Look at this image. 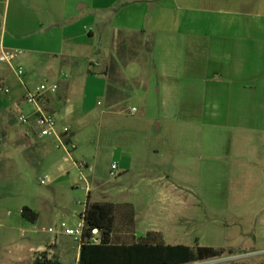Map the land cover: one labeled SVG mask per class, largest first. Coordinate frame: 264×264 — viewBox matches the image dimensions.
<instances>
[{
  "label": "crops",
  "instance_id": "crops-1",
  "mask_svg": "<svg viewBox=\"0 0 264 264\" xmlns=\"http://www.w3.org/2000/svg\"><path fill=\"white\" fill-rule=\"evenodd\" d=\"M118 32H142L152 41L151 59L140 65L148 67L157 82L160 121L219 131L207 136L199 150L209 166L216 165V144L228 149L243 144L247 131L257 135L252 140L256 145L260 143L264 0H0V52H22L12 66L0 63V136L46 157L48 184L63 178L75 182L78 171L91 197L81 173L84 165L72 155L78 153L79 135L89 118L103 120L109 113L101 101L113 109L133 91L125 102L118 101L122 89L110 85L106 75L109 66L119 64ZM132 64L121 69L127 81L125 71ZM14 68L23 70L22 82ZM41 84L57 86L41 103L58 130L69 128L74 145L69 153L54 138H40L35 128L18 121L21 114L32 115L24 99ZM231 131L240 136L230 137Z\"/></svg>",
  "mask_w": 264,
  "mask_h": 264
},
{
  "label": "rangeland",
  "instance_id": "rangeland-1",
  "mask_svg": "<svg viewBox=\"0 0 264 264\" xmlns=\"http://www.w3.org/2000/svg\"><path fill=\"white\" fill-rule=\"evenodd\" d=\"M149 70L130 65L129 99L113 109L101 101L109 113L103 120L91 116L81 130L72 156L84 165L91 201L118 206V242L158 232L168 245L197 243L234 254L192 264H264V133L258 145L248 131L245 144L230 150L216 144V165L209 166L199 150L219 131L160 121L157 82ZM13 140L0 136V264H34L45 251L61 264H76L79 243L63 234L62 225L75 230L81 221L87 191L79 172L75 182L40 185L50 176L49 161ZM111 165L117 166L113 176ZM24 209L37 215L35 223L22 218ZM128 215L131 227L122 221Z\"/></svg>",
  "mask_w": 264,
  "mask_h": 264
},
{
  "label": "trees",
  "instance_id": "trees-1",
  "mask_svg": "<svg viewBox=\"0 0 264 264\" xmlns=\"http://www.w3.org/2000/svg\"><path fill=\"white\" fill-rule=\"evenodd\" d=\"M152 52V41L146 40L142 32L117 33L116 58L119 64L109 66L106 75L110 85L122 89L118 101L125 102L133 88V84L122 77L121 69L131 63L147 65ZM109 90L111 94L114 89L110 86ZM117 207L111 203L92 202L87 195L77 264H192L234 255L230 249L199 246L197 243L194 246L168 245L160 233L151 231L133 243L118 242L113 238ZM21 215L31 223L37 218L29 209H24ZM123 220L131 227V216ZM93 230L97 231L96 235L92 234ZM34 264L60 263L49 258L45 251L36 257Z\"/></svg>",
  "mask_w": 264,
  "mask_h": 264
},
{
  "label": "built area",
  "instance_id": "built-area-1",
  "mask_svg": "<svg viewBox=\"0 0 264 264\" xmlns=\"http://www.w3.org/2000/svg\"><path fill=\"white\" fill-rule=\"evenodd\" d=\"M22 54L21 51H6L2 50L0 52V63L7 64L12 66V62ZM14 73L17 79L22 82L23 78V70L21 68H14ZM57 90L56 85H45L41 84L35 91H27L25 96V103L33 108V113L31 116L21 114L18 117V121L25 126H32L37 130V134L40 138L44 137H52L55 139L57 146L69 153L70 150L74 149V145L70 142V130L68 127H63L60 130L57 129L56 120L53 115H51L47 110L43 107L41 100L46 93H55ZM5 93H8L7 89L3 90ZM134 110H131L133 113ZM82 167V165H78V168ZM117 170L116 165H111V176L115 175V171ZM41 185H45L47 183V178L41 179L39 181ZM84 212V211H83ZM83 215V214H82ZM82 215L80 216V223L77 225V228L71 229L66 228L65 225H62L63 234L69 237H72L76 242H80L84 231V221ZM93 235L97 234L96 230L92 231ZM77 264V263H76Z\"/></svg>",
  "mask_w": 264,
  "mask_h": 264
}]
</instances>
